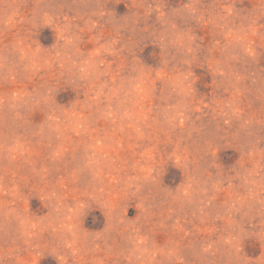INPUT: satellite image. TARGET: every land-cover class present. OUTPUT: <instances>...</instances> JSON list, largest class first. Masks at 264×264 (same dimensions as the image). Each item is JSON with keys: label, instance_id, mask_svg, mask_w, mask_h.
Masks as SVG:
<instances>
[{"label": "rangeland", "instance_id": "rangeland-1", "mask_svg": "<svg viewBox=\"0 0 264 264\" xmlns=\"http://www.w3.org/2000/svg\"><path fill=\"white\" fill-rule=\"evenodd\" d=\"M0 264H264V0H0Z\"/></svg>", "mask_w": 264, "mask_h": 264}]
</instances>
